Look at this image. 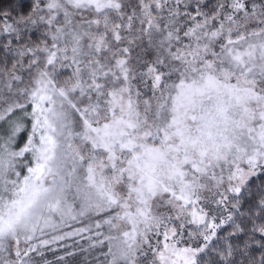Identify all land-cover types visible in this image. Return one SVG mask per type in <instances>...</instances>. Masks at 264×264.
Returning a JSON list of instances; mask_svg holds the SVG:
<instances>
[{"label":"snow or ice","instance_id":"1","mask_svg":"<svg viewBox=\"0 0 264 264\" xmlns=\"http://www.w3.org/2000/svg\"><path fill=\"white\" fill-rule=\"evenodd\" d=\"M0 264H264V0H0Z\"/></svg>","mask_w":264,"mask_h":264}]
</instances>
